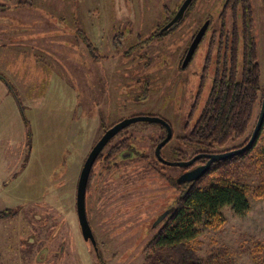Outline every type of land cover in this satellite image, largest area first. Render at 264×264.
<instances>
[{"label":"rangeland","instance_id":"1","mask_svg":"<svg viewBox=\"0 0 264 264\" xmlns=\"http://www.w3.org/2000/svg\"><path fill=\"white\" fill-rule=\"evenodd\" d=\"M183 1L0 0V212L9 211L0 219V264H145L152 226L179 198L176 183L189 171L155 159L160 124L130 125L97 160L86 196L97 251L82 236L77 188L86 159L112 125L158 116L177 136L192 110L191 124L199 117L215 72L205 69L210 38L222 20L231 31L234 17L220 16L226 0H193L185 20L164 35ZM250 2L264 67V0ZM121 141L133 154L106 163ZM257 149L264 152V128ZM166 150L165 160L180 162ZM250 173L248 184L258 183L262 169ZM249 201L245 215L225 207L221 229L200 231V257L226 250L236 264H258L251 250L264 243V199Z\"/></svg>","mask_w":264,"mask_h":264},{"label":"trees","instance_id":"2","mask_svg":"<svg viewBox=\"0 0 264 264\" xmlns=\"http://www.w3.org/2000/svg\"><path fill=\"white\" fill-rule=\"evenodd\" d=\"M250 3V0L225 1L220 16L225 18L227 11H231L234 23L232 30L227 31L226 22L222 20L219 32L213 31L210 38L205 68H215L210 93L193 124L192 110L185 133L176 136L173 130V138L163 147L161 156H165L167 149L173 161H189L199 154L237 150L250 141L259 118L255 115L258 110V114L261 113L264 97V67L259 60ZM160 128L164 136L155 141L156 148L167 135L166 129L161 125ZM240 140L243 144L226 149ZM257 141L246 153L212 164L201 178L183 184L177 181L180 196L163 213L166 218L161 224L157 227L153 224L152 230L156 233L145 248V264H236L226 250L200 257L194 242L201 230H219L224 226L225 207L243 216L251 207L249 196L264 199V152L257 149ZM187 150L194 153L188 154ZM132 151L129 141H121L109 150L105 161L112 162ZM102 158L103 152L98 160ZM155 159L162 164L156 154ZM96 163L87 192L91 189ZM204 164L206 160L202 158L182 169L187 171ZM255 169H262L260 180L248 184L246 178ZM7 215L8 210L0 212V219ZM251 255L258 264H264V243L256 241Z\"/></svg>","mask_w":264,"mask_h":264},{"label":"water","instance_id":"3","mask_svg":"<svg viewBox=\"0 0 264 264\" xmlns=\"http://www.w3.org/2000/svg\"><path fill=\"white\" fill-rule=\"evenodd\" d=\"M193 0H186L184 4L179 9L178 13L174 17V19L169 24V27H173L174 25H178L182 22L184 19L189 7L191 6ZM209 28V22H206L197 35L195 36L188 52L186 55L185 64H189L192 60L196 50L198 49L199 45L201 44L203 38L205 37V34ZM137 122H149V123H156L163 126L166 131L167 135L165 139L158 144L156 148V156L157 159L164 165L170 166V167H178V168H189L191 167L196 161L205 158L208 159V162L200 167L195 168L194 170L188 171L184 173L178 180L180 184L187 183V182H193L202 176H204L209 169L211 168L212 164L221 162L223 160H227L239 155H242L253 148L256 141L258 140V137L260 135V132L262 130V127L264 125V97H263V104L261 113L258 118V122L256 124L255 130L252 134V137L250 141L242 148L228 151L225 153H214V154H199L193 159L189 161H180V162H171L168 160H165L161 156V151L163 147H165L173 138V129L168 121L164 120L161 117L158 116H137L133 118H129L126 120H123L107 130L103 137L97 142V144L93 147L91 150L88 158L86 159V162L82 168L79 183H78V190H77V214H78V220L81 227L82 236L85 241H90L91 244L94 246V249L97 251V241L95 239V235L93 233V230L91 228V225L89 223L88 215H87V208H86V194H87V188L88 183L90 179V175L92 172V169L98 160V157L101 155L105 147L111 142V140L118 135L120 132H122L124 129L129 127L130 125L137 123ZM166 218V214H162L159 219L154 223V227H157L161 224V222ZM97 253V252H96Z\"/></svg>","mask_w":264,"mask_h":264},{"label":"flooded vegetation","instance_id":"4","mask_svg":"<svg viewBox=\"0 0 264 264\" xmlns=\"http://www.w3.org/2000/svg\"><path fill=\"white\" fill-rule=\"evenodd\" d=\"M186 0H184L183 2H182V4H181V6L184 4V2H185ZM24 4H20V3H17L16 5H15V8H19L18 6H21L20 8H25V5L23 6ZM181 6L179 7V9L181 8ZM3 9H4V6H2V5H0V11L2 10L3 11ZM189 10V9H188ZM179 11V10H178ZM178 11L174 14V16L171 18V19H169V21L167 22V24H166V27H164V29L162 30L163 31V34L164 35H168V34H170L171 33V31L173 30V29H175V28H177V27H179L180 26V24H178V25H174L173 27H169L168 28V26H169V24L171 23V21L174 19V17L176 16V14L178 13ZM187 13H188V11H187ZM186 13V14H187ZM185 17H186V15H185ZM185 17H184V19L182 20V22L185 20ZM181 22V23H182ZM198 33V32H197ZM197 35V34H196ZM195 35V36H196ZM195 38V37H194ZM194 38H193V40H194ZM193 42V41H192ZM192 44V43H191ZM191 46V45H190ZM190 48V47H189ZM189 48H188V50H189ZM188 52V51H187ZM186 52V53H187ZM185 60H186V57H185ZM185 60L183 61V64H182V69L183 70H185L186 68H187V66L189 65V64H185ZM206 160V163L208 162V159H205ZM205 165V164H204ZM201 166H203V165H201ZM198 167H200V166H198ZM195 168H197V167H195ZM195 168H192V169H190L189 171H191V170H194ZM77 190H78V188H77ZM86 196H87V194H86Z\"/></svg>","mask_w":264,"mask_h":264}]
</instances>
